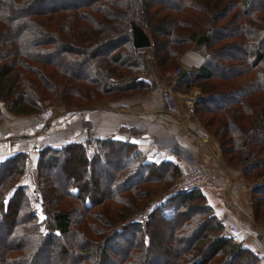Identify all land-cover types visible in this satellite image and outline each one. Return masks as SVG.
Listing matches in <instances>:
<instances>
[{"label":"trees","instance_id":"obj_1","mask_svg":"<svg viewBox=\"0 0 264 264\" xmlns=\"http://www.w3.org/2000/svg\"><path fill=\"white\" fill-rule=\"evenodd\" d=\"M254 2L0 0V121L5 103L20 116L39 113L50 99L72 110L143 94L152 71H175L172 62L205 35L202 64L175 75L174 86L200 92L193 115L223 161L250 183L251 217L264 225V2ZM133 24L152 37L150 52L134 49ZM112 41L113 49L102 48ZM232 49L238 53L229 54ZM85 134L84 142L38 152L35 198L14 187L26 155L0 161V264H149L159 241L155 222L164 224L166 212L175 221L169 226L175 241L165 251L169 264H262L226 232L202 188L150 204V186H169L179 167L143 163L137 146L148 140L132 130L106 139ZM118 155L123 162L106 172L102 192L96 165L107 167ZM55 169L64 175L61 185L50 177Z\"/></svg>","mask_w":264,"mask_h":264},{"label":"crops","instance_id":"obj_2","mask_svg":"<svg viewBox=\"0 0 264 264\" xmlns=\"http://www.w3.org/2000/svg\"><path fill=\"white\" fill-rule=\"evenodd\" d=\"M196 48L197 55L194 52L189 54L197 62L194 60L191 66L182 67L185 71L195 70L202 64L199 48ZM150 75L146 78L150 86L147 92L97 101L86 108L87 115L82 114L86 111L84 109L73 113V110H63L53 103L34 115L15 116L8 112L7 103L2 104L0 161L15 154L26 155L14 187L23 186L25 193L35 198L38 194V152L46 146L84 142V132L75 138L76 133L73 132V136L69 131L81 120L87 121L88 133L94 138L106 139L120 132L128 137L132 130L139 139L149 141V144L137 146L142 155L161 162L159 149L168 151L164 160L178 165L179 177L195 163L205 169L211 180L207 188H202L207 203L223 221L226 232L242 246L254 251L264 264V225H258L251 217L248 204L250 183L240 175L239 168H231L223 161L218 148L200 132L193 115L187 113L184 94L196 96L199 95L198 90L191 88L180 92L174 86L176 78L173 73L160 75L152 71ZM155 146L159 147L158 150L154 149Z\"/></svg>","mask_w":264,"mask_h":264},{"label":"rangeland","instance_id":"obj_3","mask_svg":"<svg viewBox=\"0 0 264 264\" xmlns=\"http://www.w3.org/2000/svg\"><path fill=\"white\" fill-rule=\"evenodd\" d=\"M158 3L160 2L161 4H164V5H169V4H173V2L177 1V0H156ZM264 0H255L254 4L256 6L259 5V3H263ZM38 6L35 7V9L37 8ZM228 17V16H227ZM228 19L226 18V21ZM224 21V22H226ZM147 33V35L149 34L148 31H145ZM149 38H150V41H151V45L150 47H146V49H137V50H140V51H151L150 49L152 48V37L150 35H148ZM196 42V41H195ZM226 43V42H225ZM115 43H113V41L109 44L107 43L106 45L103 44L102 48L104 47L105 49H113L115 47ZM220 46V45H219ZM136 50V49H135ZM199 50V53H200V60L203 61L204 60V57H206L207 55V49H205V44L203 46L202 49H198ZM103 50H101L100 52H102ZM191 52H194L195 55H197V48L195 46V43L190 45L186 51H184L183 53V56L180 57L181 55H179L174 62H172V65H171V69L173 68V66H177V68H181V71L179 72H182V71H185L186 69H182L183 68H186L188 67L189 65L191 66L193 61L195 60L193 57L190 56L189 53ZM229 54H236L238 53V51L236 49H232L231 51H228ZM180 57V58H179ZM197 62V60L194 61V63ZM176 68V69H177ZM174 69V68H173ZM175 69V70H176ZM226 69H220L219 71L220 72H225ZM74 72H83L81 69L79 70L78 68H74L73 70ZM191 71V70H190ZM175 71L171 72V73H174ZM186 72V71H185ZM157 74H159L158 72H156ZM85 74L88 76L89 75V72L88 70L86 69L85 71ZM151 76V75H149ZM181 92V91H180ZM184 93V92H183ZM185 95V94H184ZM104 101V100H103ZM185 102V101H184ZM58 104L60 105L61 108H63V110H67L65 109V107H63V103H61L59 100H56V99H50L48 100L47 102L44 103L43 107L44 106H48L49 104ZM93 104V103H92ZM91 106V105H89ZM89 106H86V108H88ZM86 108H77V109H84L86 110ZM77 109L74 108L72 109L74 112L73 113H76L77 112ZM82 114H86L87 115V110L82 112ZM191 115H193V113H191ZM196 116V117H195ZM193 117L195 118L196 122L198 123V125L200 126L201 128V131L203 134H205V137L207 136L209 138V140H211V142L215 145L216 148L217 147V143L215 142V139L211 136V134H209L200 124V120L198 119V115L197 114H194ZM81 122H85V120H81L79 122L76 123V125L70 127L69 131H71V134H73L74 136V133H76L75 135V138H77V136L79 134H83L86 133V130L88 131L89 130V125H85ZM74 132V133H73ZM144 148V146H142ZM218 151H219V155L221 156L220 154V150L218 148ZM122 152V150L120 151V153ZM222 157V156H221ZM166 158V155L164 153H160V156L158 157L159 160L163 161L164 159ZM118 160V161H117ZM121 160V161H120ZM150 160V158L148 159L147 156H144L143 155V163H148L146 161ZM117 161V162H116ZM152 162V160H150ZM121 162H123L122 158L120 159V156L118 155V159L117 158H112V161L110 162V164H107V167L104 166L103 164H98L96 165V174L100 177V187H101V190L102 192H105L106 188H107V184H106V178H107V174L106 172H110L111 170H113L114 167H118L119 164H121ZM156 163L160 162V161H155ZM197 164V163H195ZM200 165V164H198ZM202 167V166H201ZM50 173V177H52L56 182H58V184H63V180H64V175H62V173L60 172L59 169H55V170H52V171H49ZM179 178V176H178ZM180 179V178H179ZM179 179L176 180V181H173V183H171L169 186L163 188L161 185H151L150 188L152 187V193H154V195L151 197V200H150V204L152 203H155L156 201L158 200H161V199H164L163 197H165V195H173L176 192L175 190V185L178 184L179 182ZM149 204V205H150ZM166 219L164 221V224H159V222H155V225H156V228H154L156 230V232L158 233V236H159V241L158 242H155L152 246V250H153V254L151 255L150 259H149V264H169V260L170 258L166 257V254H165V251L167 249V247H169L170 245H173V240L175 241V239H173L174 237L172 236L171 234V231H169V226H171V224L175 221H173V219L169 216V212H166ZM139 218V217H137ZM136 218V219H137ZM1 225H3V222L0 223V237L2 235V231L4 230V227H2ZM163 225V226H162ZM165 225V226H164ZM2 241V240H1ZM118 241V240H117ZM3 242V241H2ZM116 247V249H120L121 246H122V243L120 242V244L118 242H116V244L114 245ZM183 245L179 244V245H175V249H181ZM170 248V247H169ZM204 253H207V251H203ZM48 260L49 259H42L41 261H39V264H49L48 263ZM244 262V261H243ZM247 263V262H246ZM105 264H116L114 261H107V263ZM247 264H250L249 262Z\"/></svg>","mask_w":264,"mask_h":264},{"label":"built area","instance_id":"obj_4","mask_svg":"<svg viewBox=\"0 0 264 264\" xmlns=\"http://www.w3.org/2000/svg\"><path fill=\"white\" fill-rule=\"evenodd\" d=\"M179 71H181V68H177L175 72L173 73L174 76L177 74ZM197 96H188L187 94L184 95V103L187 106V113L191 114L193 111V104L196 100ZM159 147H154V149L158 150ZM161 153H164L166 156L169 153L166 150H161L159 149ZM157 159V158H155ZM166 159V158H165ZM179 182L178 184L175 185V190L176 192L179 191H190L193 190L194 188H207L208 185L210 184V177L208 173L203 169L200 165L198 164H193L190 166V168L182 173L179 177Z\"/></svg>","mask_w":264,"mask_h":264},{"label":"water","instance_id":"obj_5","mask_svg":"<svg viewBox=\"0 0 264 264\" xmlns=\"http://www.w3.org/2000/svg\"><path fill=\"white\" fill-rule=\"evenodd\" d=\"M132 44L134 49H146V47H150L151 41L149 36L146 32H144L138 25L133 24L132 25ZM207 40V37L205 35L199 37L196 42V47H203L205 42ZM183 73H178V76H182Z\"/></svg>","mask_w":264,"mask_h":264},{"label":"flooded vegetation","instance_id":"obj_6","mask_svg":"<svg viewBox=\"0 0 264 264\" xmlns=\"http://www.w3.org/2000/svg\"><path fill=\"white\" fill-rule=\"evenodd\" d=\"M196 96H197V98H196L195 102L199 99L200 92H199V95H196ZM195 102H194V103H195Z\"/></svg>","mask_w":264,"mask_h":264}]
</instances>
